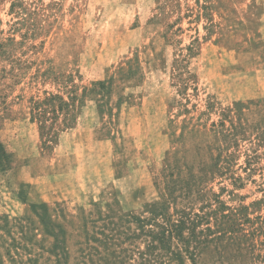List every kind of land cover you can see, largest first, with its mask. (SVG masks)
<instances>
[{"label":"rangeland","instance_id":"rangeland-1","mask_svg":"<svg viewBox=\"0 0 264 264\" xmlns=\"http://www.w3.org/2000/svg\"><path fill=\"white\" fill-rule=\"evenodd\" d=\"M13 1L0 0V41L20 42L14 53L29 68L15 79L0 53V140L11 154L10 167L0 171V264H158L147 249L150 237L124 214L139 215L157 198L155 174L172 146L169 132L177 135L183 118L208 126L235 101L264 108V0H17L12 11ZM190 43L196 79L187 90L189 111L178 113L182 97L170 63ZM127 64L134 67L130 77L121 74ZM48 65L72 73L79 87L111 77L109 111L97 119L88 100L74 127L59 131L50 147L29 107L31 96L57 90L34 77ZM208 97L215 106L204 112ZM191 140L184 135L179 155L185 150L182 158L195 164L202 157ZM248 144L240 142L232 164L242 187L227 177L207 182L227 206L264 199V160L252 163L250 176L241 168ZM20 184L30 200L45 202L56 235L18 199ZM193 205L197 210L201 202ZM257 212L264 214V202ZM218 244L201 249L195 264H249Z\"/></svg>","mask_w":264,"mask_h":264},{"label":"trees","instance_id":"trees-1","mask_svg":"<svg viewBox=\"0 0 264 264\" xmlns=\"http://www.w3.org/2000/svg\"><path fill=\"white\" fill-rule=\"evenodd\" d=\"M15 6H19L17 0L11 3L12 11ZM15 14L19 17L20 11L15 10ZM24 17L20 16L19 19ZM29 32L36 33L34 29ZM171 38L172 35L169 39ZM19 43L13 37L0 41V53L11 64V70L6 72L15 79L29 68V64L21 62L20 57L14 53ZM192 54L193 44L190 43L178 48L170 63L175 94L185 100H177L181 106L178 113L189 111L187 90L196 79V74L189 67ZM133 72V65L127 64V68H121L124 77H130ZM34 77H40L43 82L49 81L57 86L55 92L43 91L40 96H31L29 100L30 120L37 123L42 142L47 147L57 141L59 131L74 127L88 100L94 104L97 119H101L107 111L106 96L110 93L111 77L92 80L89 86L79 87L73 82L72 73L56 71L51 65L42 70L36 68ZM253 105L259 107L260 104ZM214 106V100L208 97L204 112H211ZM262 110L264 108L254 110L249 104L235 101L220 108L218 119L208 126L199 122L188 125L187 119L183 118L180 132L177 135L175 131L169 132L172 135V146L165 152L161 169L154 178L157 198L145 203L139 215L126 213L123 217L126 222H135L140 233L150 237L147 249L155 250V263L176 261L178 264H185V259H189L195 264L201 249H207L210 243H219L226 250L234 248L243 258H249V264H264V214L257 212L264 199L259 198L249 204L239 203L231 207L220 199L219 193L206 189L207 182L216 176L227 177L232 186L242 187L244 177L235 176L232 170L241 141L249 143L244 166L241 167L247 176L254 169L253 162L264 160ZM251 113H257L258 118L252 120L254 118L250 117ZM185 134L192 137L196 158L202 157L197 164H189L182 158L185 150L179 155ZM10 156L0 140V171L10 167ZM229 193L233 195L232 190ZM16 195L19 200L29 204L41 221L45 220V229L55 234L50 222L46 224L45 202L30 200L25 184L18 186ZM194 202H201L197 210ZM243 250L249 252L250 256L242 254Z\"/></svg>","mask_w":264,"mask_h":264}]
</instances>
